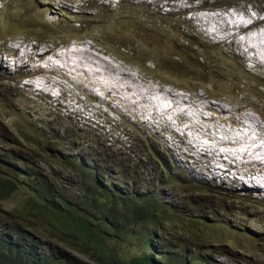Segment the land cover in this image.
Returning <instances> with one entry per match:
<instances>
[{"label":"rangeland","instance_id":"rangeland-1","mask_svg":"<svg viewBox=\"0 0 264 264\" xmlns=\"http://www.w3.org/2000/svg\"><path fill=\"white\" fill-rule=\"evenodd\" d=\"M233 1L220 0L218 8L200 10L199 0H1L0 131L19 134L14 126L18 123L32 141L49 140L55 147L46 159H32L30 149L22 145V134L12 135L11 142L2 143L5 149L0 150V156L24 153L30 158L29 165L51 177L52 184L65 191L74 204L88 203L79 184L84 174L75 176L74 171L60 168L51 159L54 155L79 166L80 172L81 165L93 168L107 186L125 191L128 198L135 199L137 192L145 191L154 201L170 203L177 210L192 205L200 209L201 221L209 225H203L199 237L185 244L215 246L216 251L208 254L218 264H237L236 257L246 258L249 264H264V168L253 150L247 151H253L249 157L253 161L244 164L241 154L246 151L236 147L247 133L243 126L251 132V121L264 124V0H238L224 7ZM174 33L192 37L204 46L197 51L199 63L189 59L184 50L181 58L173 57L177 52L171 42ZM23 43L36 44L35 51L29 54L28 48L22 47L21 57V51L10 54V48ZM71 43L128 72L137 90L128 94L127 89L135 90L132 85L114 87L113 98L86 84L87 77L76 73L75 63L66 67L67 78L58 71L38 70L39 75H52L44 83L48 82L55 94L27 86L25 79L35 66L17 70L14 59L27 68L26 58L34 64L41 61L43 53L48 51L50 57ZM130 56L145 58L146 63H137ZM155 56L163 58L166 65L153 64ZM41 62L46 66L47 60ZM144 85L155 93L150 105L141 95L152 96ZM60 90L66 92L61 105L65 109H56L52 103ZM78 116L101 130L85 128L76 120ZM147 122L171 135L159 131L162 135L153 136L143 126ZM56 141L61 146L76 143L77 148L69 152L57 147ZM13 144L21 147L16 149ZM218 145L226 147L219 154ZM203 153L214 159L203 161ZM230 154L242 165L239 169L228 167L233 168V182L225 178L226 172L213 177L211 171L227 168L218 167L222 157L234 163ZM250 167L253 171L246 172ZM0 168L8 171L1 162ZM126 173L140 183L128 181ZM8 174L12 184L20 187L22 179ZM166 174L171 175L170 181H165ZM221 180L228 189L218 185ZM245 185L261 189H246ZM243 186L249 191H242ZM24 198L21 189L15 190L13 200ZM169 224L172 226L166 230H181L179 224ZM107 234L111 235L108 230ZM108 245L115 247L114 240H108ZM120 246L122 258L128 259L132 246Z\"/></svg>","mask_w":264,"mask_h":264},{"label":"trees","instance_id":"trees-1","mask_svg":"<svg viewBox=\"0 0 264 264\" xmlns=\"http://www.w3.org/2000/svg\"><path fill=\"white\" fill-rule=\"evenodd\" d=\"M219 1L199 0L198 8H218ZM236 1L238 0L225 3L224 7L229 8ZM98 8L100 6L94 7V10ZM97 13L99 14V11ZM174 34L176 35L172 34L171 42L177 52L173 57L181 58L184 50L187 51L189 59H195V62L199 63L197 51L200 52L204 46L192 37L186 38L181 33ZM178 35L182 37L180 40ZM130 57L137 63V60L146 63L145 58ZM162 60L163 58L155 56L152 63L161 67L166 65V61L163 60L164 63ZM15 127L18 133L30 142L32 159H46L50 156L55 147H51L53 142L44 140L45 145L41 141L34 142L23 134L18 123ZM11 140V135L4 136L0 138V144ZM61 145L57 142V147ZM73 146L74 143L61 148L66 147L69 152H73ZM14 153L12 158L0 157V162L9 173L22 180L20 187L16 184L15 187L8 177V171L0 168V205L11 196L14 197L17 189L25 193V198L23 201L16 199L17 205L11 210L4 211L0 208V264H76L70 256L71 252H80L87 260L96 264H187L185 254L180 256V248L186 240L172 239L165 243L158 235H162L166 226L173 220H177L182 231L188 233V238L192 240L199 237L201 226L209 225L207 221L198 219V213H194L195 208L192 205L186 211L177 210L170 203L154 201L145 191L137 192L135 199L128 198L125 191L107 186L102 176L93 173V168H83L81 165L80 172L77 170L79 166L76 168L61 156L54 155L51 159L56 161L60 168L74 171L75 176L84 174L79 184L83 195L88 198L87 205L72 203L67 199L66 192L58 187L53 188L57 198L54 192L49 196L46 192L45 195L40 194L46 184H41L42 178L45 180L47 177L50 183L51 177L33 169L28 163L30 158L24 153L23 157L19 151ZM124 175L128 181L140 183L133 174ZM170 179L168 176L167 181ZM18 220L23 221V226ZM107 230L111 235L107 234ZM108 240H114L115 247H109ZM120 244H129L133 248L126 260L120 253ZM194 260L196 264H218L207 256L203 259L196 257Z\"/></svg>","mask_w":264,"mask_h":264},{"label":"clouds","instance_id":"clouds-1","mask_svg":"<svg viewBox=\"0 0 264 264\" xmlns=\"http://www.w3.org/2000/svg\"><path fill=\"white\" fill-rule=\"evenodd\" d=\"M0 3H1V0H0ZM229 12H231V11H229ZM35 42V41H34ZM22 47L23 48H28V50H29V54H31V53H33L34 51H35V48H36V44L35 45H33V44H28V43H23L22 45H17L16 47H13V48H10V54L11 53H13V52H16V51H21V53H19V56L21 57L23 54H22V52L24 51L23 49H22ZM69 48V49H68ZM68 49V51H71L72 49H76V50H80L81 48H80V46H78V45H76L75 46V44H73V43H71L70 45H68L66 48H65V50H63L62 52H60V53H63V52H65L66 50ZM40 50H38V52H39ZM40 53V52H39ZM3 56H6V58H7V56H8V54H7V52L5 53H3ZM14 57V55H12L11 57H9V58H13ZM24 58V57H23ZM22 58V59H23ZM14 61V64H15V62H16V64H17V70H18V68H20V69H30V67H32V66H35L34 68H35V70L33 71H31L30 73V75H28L27 76V79H25V81H27V82H29L28 84H27V86H29V87H35L36 89H37V91H43V92H47V93H53L54 92V90H53V87L51 86V85H49V83L48 82H46V83H44V81L46 80V79H48L49 77H52V75H39L38 74V70H43V71H46V69H45V67L46 66H41V61H36L34 64H30L29 63V61H28V58H26V60H23V62H25L26 63V65L28 66L27 68H25V67H20V63H18V61L16 60V59H14L13 60ZM40 67V68H39ZM39 68V69H38ZM6 69H8V68H6ZM15 69V68H14ZM13 69V70H14ZM33 69V68H32ZM16 70V71H17ZM50 70V69H49ZM22 81H24V80H22ZM58 84V83H57ZM53 85H54V83H53ZM59 85V84H58ZM62 86V85H61ZM99 91V90H98ZM56 94H57V97L55 98V99H53V100H55L56 102H52V103H54L53 104V106H54V108H59V109H65L64 107H61V105H62V103H63V100L65 99L64 98V96H65V94H66V92L65 91H62V90H60V91H58V93L56 92ZM109 114H115L114 112L113 113H109ZM77 119V121L79 122V123H81L82 124V126H84L85 128H90V129H94V130H97V128H98V125L97 124H95L94 122H92V121H90L89 119H84V118H82L81 116H78V117H76ZM17 123H14V126H17L16 125ZM21 124V123H20ZM90 124V125H89ZM106 124H108V122H106ZM126 125H129V124H126ZM147 130H149L150 131V133L153 135V136H155L156 135V133L157 134H161L162 135V133L164 134V135H171V134H167V133H165V130H161L160 128H158V127H155L153 124H151L150 122H147V123H145L144 125H143ZM16 128V127H15ZM98 129H100V128H98ZM4 130H6V129H4ZM4 130H2V131H0V138H3L4 136H7V135H18L19 136V134H17V133H13V134H8L7 132H6V134H3V131ZM13 130H14V127H13ZM101 130V129H100ZM159 131H162V133H160ZM106 135V134H105ZM124 136H125V134H124ZM126 137V136H125ZM150 137H152V136H150ZM12 141V140H11ZM10 141V142H11ZM42 143H43V141H41ZM6 143V142H5ZM22 145L25 147V148H27V149H30V145L28 146V142L24 139V137H23V140H22ZM44 144V143H43ZM45 145V144H44ZM12 146H14L16 149H18V147H21L20 145H17V144H13ZM56 146H57V144H56ZM74 151H75V149L77 148V144L76 143H74ZM219 150H217V154H219V152L222 150V149H225L226 147H223V146H220V147H217ZM2 149V151H3V149H5V147H4V144H0V150ZM122 149H124V150H128V149H125V148H122ZM5 151V150H4ZM73 151V152H74ZM30 152L32 153V150H30ZM206 152V151H205ZM4 153V152H3ZM188 156V154H186V157ZM214 156H216L215 154H214ZM0 157H3V156H0ZM7 157V156H6ZM14 157V156H13ZM22 157H23V154H22ZM21 157V158H22ZM185 157V158H186ZM201 158H203V157H206L209 161L210 160H212V159H214V157L213 156H210L208 153H203V154H201V156H200ZM9 158H12V157H9ZM207 159H205V158H203V161H208ZM208 161V162H209ZM263 161V160H262ZM264 162V161H263ZM219 169V168H218ZM223 171H225V170H227L228 169V167L227 168H221ZM222 170H215V171H211V175H213V177H222V173H221V171ZM243 172H245V171H243ZM168 176L172 179V177H171V175H169V174H166V176H165V181H167L168 180ZM10 178L12 177V176H9ZM229 177L230 176H227L226 175V177L225 178H227L228 180H229V182H233L232 180H230L229 179ZM170 179V180H171ZM217 181V180H216ZM45 182H46V184H45V186L42 188V190L40 191V194H44L45 195V192L48 194V196H49V194L50 193H52V192H54V189L53 188H55L56 186H54L53 184H52V182H51V180H50V183H49V181H48V178L46 177V179H45ZM236 183H238V182H236ZM42 185H43V179H42V183H41ZM52 185V186H51ZM218 185L220 186H223L224 187V185H225V180H221V181H219L218 182ZM247 185H245V187H246ZM248 188L250 187L251 188V190H252V188L253 187H251V186H247ZM224 188H227L226 186L224 187ZM228 189V188H227ZM247 189V188H246ZM242 191H249V190H245L244 189V186H243V189H241ZM258 194H260V193H258ZM54 195H55V198H57V194H56V192H54ZM261 196H264V195H261ZM18 200V199H17ZM19 201V200H18ZM15 205H17L16 204V199H14L13 200V197L11 196V198L10 199H8V200H6V201H3L2 202V204L0 205V208L2 209V210H4V211H8V210H11ZM185 207V206H184ZM189 208H183V207H181V208H179V210H184V211H186V210H188ZM195 212H197L198 213V219L199 220H201V218H200V216H201V212H200V209H198V208H195V211H194V213ZM195 216V215H194ZM171 223H177L178 224V222H177V220H173V221H170ZM169 222V223H170ZM18 223H19V220H18ZM20 224V223H19ZM180 225V224H179ZM23 226V225H22ZM169 226H172V225H168V226H166V227H169ZM181 226V225H180ZM202 227V226H201ZM19 230L21 229V225H19V228H18ZM166 230V229H165ZM201 230V229H200ZM199 230V231H200ZM16 234L17 235H19V233L18 232H16ZM166 235H168L169 236V238L168 239H166L165 237H166ZM188 233H184L183 231H182V227H181V230L178 232V231H176V230H170V231H168V230H166L162 235H158V237H159V239H161V240H163L165 243H169L172 239H175V240H177V241H180V240H186V241H191L192 239H190V238H188ZM197 238V237H196ZM186 241L183 243V245H182V247L180 248V256L182 255V254H185V259H186V262H187V264H196V262H195V258L197 257L198 259H203V258H205L206 256L207 257H209V258H211L210 257V255L208 254V252L210 251V250H212V251H216V248H215V246H211V247H208V246H206V245H203V244H199V243H194L193 245H191V246H189V245H187V244H185L186 243ZM196 249H201V250H196ZM70 256L72 257V258H74V263H76V264H87L88 262H93V261H89V260H87V257H85V256H83L80 252H71L70 253ZM153 257H154V253H153ZM182 258V257H181ZM228 258V257H227ZM237 259V260H236ZM236 259H235V262L237 263V264H249L248 263V261H247V259L246 258H244V257H236ZM213 261H215V260H213ZM216 262V261H215ZM95 263V262H94ZM216 263H218V262H216Z\"/></svg>","mask_w":264,"mask_h":264},{"label":"bare ground","instance_id":"bare-ground-1","mask_svg":"<svg viewBox=\"0 0 264 264\" xmlns=\"http://www.w3.org/2000/svg\"><path fill=\"white\" fill-rule=\"evenodd\" d=\"M80 48H81L80 50L72 49L71 51H68V49H69L68 48L63 53H58L57 50L53 49L55 51L53 52V54L50 57L47 56V54L49 53L48 51L43 53L41 61L47 60V64L45 67L46 70L49 71V69H50V70L55 71V72L56 71L61 72L62 75H64L66 78L68 77V74H67L68 69L66 67H68L71 63H75L77 65V69L75 70L76 73L78 75H82V76L87 77L88 82L86 84H89L90 87L92 86L101 92L104 91L109 95L111 94V97H113V98H114V96L112 95L113 94L112 92H114V90L112 92H111V90L114 87L116 88V87H120V86H125V87L130 88L133 86L135 88V90H133V88L127 89L128 94H131L132 91L137 90V88L134 86V85H137V83H136L134 77L130 76L129 74H126L128 72H125L124 70L115 66L113 63L107 61L108 59H103L100 56L99 57L92 56L91 54H89L87 52V50L85 49L84 46H82V47L80 46ZM82 65L84 66V68H81ZM72 71H74V70L69 69V73L74 74ZM68 80H69V78H68ZM144 86H146L149 89V92L151 91L152 96H150V95L144 96V94H145L144 92L141 93V95H142V97H145V101H147L145 103L150 105V104H152V101H154L155 93H153L151 86H149V85H144ZM140 88H141V85H140ZM53 93L55 94V92H53ZM164 94H166V93H164ZM199 105H203V104L200 103ZM165 109L166 108H161L162 111H164ZM167 123L169 124V122H167ZM251 123H253V126H254V128H252L251 132H250L249 128H246L243 126V128H245L247 133L241 138V140L236 142V147H239V149L240 148L245 149L246 152L242 153L241 155L244 156L243 159H245V162H243V161L242 162L246 165H248L247 162L250 163L253 161V160L249 159V157L252 155L253 151L255 153H257V156L259 154L260 157H257L256 159L259 160V165L263 169L264 168V162L262 160H264V124L262 122H261L262 123L261 124L258 121H254V122L251 121ZM170 127H171V125H170ZM251 135H254V137L251 138ZM258 142H260L261 144L257 145ZM253 146H254V148H253ZM217 147H220V145H218ZM255 148L256 149L259 148V150H256ZM251 150H253L252 153L247 152V151H251ZM260 150H261V152H260ZM234 157L235 156L231 155V158L233 159L234 163H227V161H224V157H222L221 161L219 162L218 167L224 166V167H233L234 169H239V166L241 164L236 162L235 161L236 159H234ZM246 157H247V159H246ZM261 157H263V158H261ZM203 158L207 159L206 157H203ZM256 159H254V160H256ZM217 160H219V159H217ZM214 165H216V162L213 163V167H214ZM219 170H222V169H219ZM231 170L221 171V173L223 174V172H226V173H228L227 176H230V175H232ZM247 171H253V169L250 167V168L246 169V172ZM259 173L262 174L261 171ZM258 175L259 174H257L256 176H258ZM229 179H230V177H229ZM253 188L261 189L259 186L258 187L253 186ZM262 188H263L262 190L264 192V187H262Z\"/></svg>","mask_w":264,"mask_h":264}]
</instances>
